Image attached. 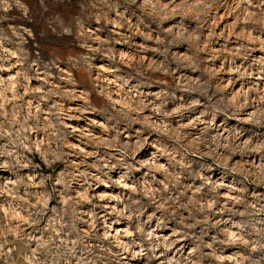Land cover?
Returning <instances> with one entry per match:
<instances>
[{
	"label": "clouds",
	"instance_id": "1",
	"mask_svg": "<svg viewBox=\"0 0 264 264\" xmlns=\"http://www.w3.org/2000/svg\"><path fill=\"white\" fill-rule=\"evenodd\" d=\"M0 264H264V0H0Z\"/></svg>",
	"mask_w": 264,
	"mask_h": 264
},
{
	"label": "rangeland",
	"instance_id": "2",
	"mask_svg": "<svg viewBox=\"0 0 264 264\" xmlns=\"http://www.w3.org/2000/svg\"><path fill=\"white\" fill-rule=\"evenodd\" d=\"M61 67H63V65H61Z\"/></svg>",
	"mask_w": 264,
	"mask_h": 264
}]
</instances>
